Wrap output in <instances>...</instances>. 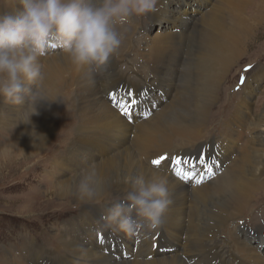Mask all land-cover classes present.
<instances>
[{
    "label": "bare ground",
    "instance_id": "1",
    "mask_svg": "<svg viewBox=\"0 0 264 264\" xmlns=\"http://www.w3.org/2000/svg\"><path fill=\"white\" fill-rule=\"evenodd\" d=\"M199 1L207 2V8L189 7L188 0H158L154 15L161 13L167 23H159L142 44L128 42L142 48L134 68L148 70L144 91L105 89L112 76H120L113 61L118 52L108 66L96 69L77 68L58 49H49L39 62L44 87L56 101L41 102L32 124L17 126L24 106L0 100V160L15 164L14 175L32 160H37L30 166L34 170L47 162L52 176L43 178L48 184L44 196L51 190L64 198L65 210L72 211L70 201L80 209V217L66 220L52 233L61 254L43 255L46 247L38 249L37 242L28 241L39 264H264V245L258 244L262 236L254 237L239 222V215L264 200V95L256 109L250 102L257 76L243 83L237 102L218 103L210 116L221 85L242 56L245 37L264 24V0H251L249 8L243 6L246 0ZM16 7L15 0H0V14ZM130 28L123 27L124 35L134 36L138 24ZM142 36L138 34L139 41ZM155 87L161 91L154 94L156 103L142 105ZM113 94L118 103L135 99L132 109L140 104L143 109L125 117ZM218 125L219 131L210 134L208 127ZM201 150L187 157L203 156L212 165L214 175L200 185L176 177L170 162L152 164L160 156L183 157ZM92 166L97 197L85 202L76 189ZM141 173L167 182L172 203L161 227L134 237L105 228L101 217L124 199L125 177ZM256 229L260 235L263 228Z\"/></svg>",
    "mask_w": 264,
    "mask_h": 264
},
{
    "label": "clouds",
    "instance_id": "2",
    "mask_svg": "<svg viewBox=\"0 0 264 264\" xmlns=\"http://www.w3.org/2000/svg\"><path fill=\"white\" fill-rule=\"evenodd\" d=\"M157 3L158 0H15L18 8L0 14V100L14 107L24 106L17 126L32 124L31 118L39 115L41 102L56 101L49 98L44 87L39 62L49 49H58L77 68L98 69L120 49L123 37L117 25L156 12ZM96 177L94 166L83 173L76 189L81 200L96 201ZM124 182V200L113 204L101 217L103 226L128 237L159 229L172 203L166 180L147 178L141 173L125 177Z\"/></svg>",
    "mask_w": 264,
    "mask_h": 264
},
{
    "label": "rangeland",
    "instance_id": "3",
    "mask_svg": "<svg viewBox=\"0 0 264 264\" xmlns=\"http://www.w3.org/2000/svg\"><path fill=\"white\" fill-rule=\"evenodd\" d=\"M206 3L207 2H201L199 0H188L189 7H197L200 9H203V7L207 8L204 5ZM249 4H251V0L243 2L244 8H249ZM155 13L156 12L150 13L142 17H132L128 23L117 25L116 30L122 35L123 40L118 50V56L120 57H118V59L114 57L113 61L116 60L120 76H112L110 81L104 85L106 90H117L119 87L121 89H133L135 92L143 90L142 80L144 74L148 70L144 72L142 68H134L135 63L141 61L140 51H142V48L133 46L128 42L135 40V44H142L141 41H144V36H152L157 30L156 26L159 23H167L165 18H162L163 15L161 13L154 15ZM135 24H138V28L134 36L124 35L126 30L124 31L123 27L126 28V26H129L130 28V25ZM140 33H142L143 36L139 41L138 34ZM126 49H128L129 52L125 54ZM123 58H125V60L120 61ZM106 66H108V64H105L104 68ZM249 66L251 67L249 68ZM245 69H247V71H245ZM233 70V73H230L228 77L229 79L227 78L226 82L221 85V90L219 89V98H217L219 102L216 101L214 104L210 116H213L217 111L215 110V106H217L218 103L221 105L225 101H238V98L235 100V97L238 95L237 93L244 92V90H242L243 84L240 85L241 77L244 78L245 82L253 75H255V77L257 76L256 83L253 82L254 91L250 99L252 109H256L261 102L259 99L264 95V24L257 27V29L254 27L249 31V34L243 41L242 56ZM236 70H242V72L240 71V74L236 76L238 78H235L232 82L231 78L232 75L237 72ZM238 85L239 90L237 91ZM225 87H228L226 88L228 92L225 91L222 93ZM155 93L161 94V91L155 87L150 97L146 96L141 104L150 106L156 103L155 98L157 97L154 96ZM141 104L137 108L131 109L129 116L136 114L135 109H138V112L141 111L143 109ZM223 114L229 116L230 112L225 110ZM68 127L69 126H67L66 129H68ZM220 127L221 125H218L217 128L213 130L211 127H208V129L211 130L210 134H215L219 131ZM58 148L57 150H60ZM248 151L251 152V149H248ZM201 153L202 150L184 155L183 158L196 156ZM36 161L37 160H32L30 163L20 166L18 168L20 171L19 175H14L12 171L14 170L15 164H5V160H0V264H16L17 262L22 264H39L28 245L29 240H34L35 243L37 242L38 249L42 247L47 248L46 253H43V255L49 254L53 256L54 252H57V255L58 253L61 254L60 251L62 249H59L58 243L54 242L55 239L52 233L57 231L56 228L62 226L61 223L66 222V220L71 219L75 215L80 217V209L72 201H70L67 206V208L72 211H68L62 206L64 198L57 197L53 191L48 190V195L46 197L44 196V191L47 189L48 184L43 181V178L51 177L52 173H50V171H52V169H49L50 165L46 164L47 162L45 161L41 162V169L34 170L33 167L30 168ZM200 169L201 166H199L198 171ZM262 193H264V189ZM123 200L124 199H121L120 201L123 202ZM262 201V206L258 208L252 207L246 212H243L245 215H239L241 226L246 227L247 231L252 233L256 238L259 236L263 238L264 236V200ZM249 203L252 205L253 200ZM231 206L233 205L230 204L228 208ZM229 211L230 209L227 212L230 213ZM258 227L263 228L260 235L255 232ZM225 230L227 229L224 228L223 231ZM262 238L259 239L258 244L264 245V242L262 243L264 239ZM130 247L132 249L131 245H129V248ZM29 256L34 257L32 260H29Z\"/></svg>",
    "mask_w": 264,
    "mask_h": 264
},
{
    "label": "snow or ice",
    "instance_id": "4",
    "mask_svg": "<svg viewBox=\"0 0 264 264\" xmlns=\"http://www.w3.org/2000/svg\"><path fill=\"white\" fill-rule=\"evenodd\" d=\"M251 66H249L250 68ZM247 71V69H245ZM244 83V78L241 77L240 85ZM237 91L239 90V85L237 86ZM131 96V93L128 94ZM113 103L117 106L121 112V114L125 117L130 115L132 107L137 103L135 99L128 100L123 103H118L116 101L115 94L112 96ZM172 166V170L174 175L178 177L180 180L183 181H195L196 185H200L204 182L206 177H211L214 175L212 171V165L207 164L203 156L197 158H183V157H167V156H160L157 159L152 161L154 166H161L164 163H169ZM198 165H202V170L198 171ZM100 242L103 243V238L101 237ZM139 243V241H137Z\"/></svg>",
    "mask_w": 264,
    "mask_h": 264
}]
</instances>
